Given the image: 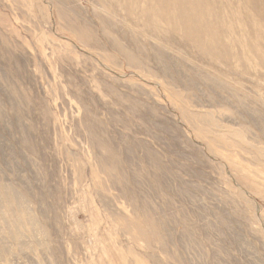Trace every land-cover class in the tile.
<instances>
[{
	"label": "rangeland",
	"instance_id": "obj_1",
	"mask_svg": "<svg viewBox=\"0 0 264 264\" xmlns=\"http://www.w3.org/2000/svg\"><path fill=\"white\" fill-rule=\"evenodd\" d=\"M0 264H264V0H0Z\"/></svg>",
	"mask_w": 264,
	"mask_h": 264
}]
</instances>
